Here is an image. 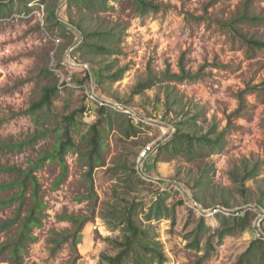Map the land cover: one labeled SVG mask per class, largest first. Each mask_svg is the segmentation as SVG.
<instances>
[{"label":"rangeland","instance_id":"1","mask_svg":"<svg viewBox=\"0 0 264 264\" xmlns=\"http://www.w3.org/2000/svg\"><path fill=\"white\" fill-rule=\"evenodd\" d=\"M150 1L165 8L139 16L131 0H110L107 12L84 16L85 26L90 30H104L116 23L124 31L120 55L89 58L95 70L114 59L120 68L127 69L120 81L104 88L103 94L95 78L84 80L86 68L78 67V64H88L77 51L80 35L71 30L63 38L56 30H48L46 18L56 5L57 16L66 23V0H58V4L57 0H0L10 5V12L0 15V140L11 138L18 142L32 135L38 128L25 111L40 98L43 88L58 87L52 117L47 116L42 122L50 131L47 137L32 147L0 155L1 163L26 168L29 161L36 160L41 153L52 151L59 138L57 130L63 128L61 117L86 106V89L117 100L142 118V122H132L142 125L143 133L137 140H125L116 130L104 131L105 166L92 172L95 197L86 198L83 196L88 194V177L81 153L85 149V133L97 118V109L93 108L90 115H75L78 130L73 138L80 155L76 150L65 155L66 177L57 184L61 167L56 160L47 161L37 171L46 216L43 227L34 230L36 241L28 245L23 264H103L102 254H114L105 239L117 238L120 232H111L99 213L111 201L116 181L109 169L119 158L135 163L141 179L170 195L168 203L175 207V224L166 219L152 222L167 257L165 264H235L250 242L258 238L260 230L264 232V214L257 204L264 190V164L260 176L247 182L245 189L231 178V172L244 159L251 163L264 161V50L250 51L227 25L242 14L246 0ZM250 11L264 17V0H250ZM187 14L193 19L187 18ZM78 17L75 14L76 20ZM236 27L247 38L264 41V25L246 23ZM180 66L196 78L161 82L143 94L132 95L134 87L147 79L148 69L162 81L166 70L179 74ZM47 71L54 72V76H49ZM69 79L71 86L64 85ZM167 85L175 87L174 94L181 98L186 115H197L200 134L212 128L223 134L224 145L220 151L193 161L165 153L161 155L164 162L156 163L159 151L155 150L145 160H137L142 147L153 145L158 149L176 130L171 119L162 120ZM246 86L256 89L246 96L245 108L234 114L236 94ZM202 176L207 177L208 188L199 195L200 204L192 199L185 186L191 187ZM8 179L0 174V181ZM147 194L143 191L141 195L148 197ZM178 201L184 204L179 205ZM223 202L230 208L222 209ZM241 211L255 215L248 229L235 230L218 245L213 236L214 230L220 228L217 215L237 212L241 215ZM13 213L14 208L1 210L0 221L12 218ZM61 216L86 217L88 222L76 238H71L73 225L61 220ZM200 217L211 231L203 237L198 251L190 248V243ZM52 232L70 235L54 254L49 242L54 238ZM10 236L11 231L0 233V244ZM206 242L214 251L201 261ZM0 264H8L7 256Z\"/></svg>","mask_w":264,"mask_h":264},{"label":"trees","instance_id":"2","mask_svg":"<svg viewBox=\"0 0 264 264\" xmlns=\"http://www.w3.org/2000/svg\"><path fill=\"white\" fill-rule=\"evenodd\" d=\"M109 1L67 0L65 3L66 23L57 16V5L49 11L46 18L48 30L51 32L56 30L63 38L71 30V32H77L80 35L77 51L80 58L89 64L92 75L91 77L85 71L84 80L89 81V79L95 78L96 86L100 88V92L103 94H105L104 88L111 87L120 81L127 69L126 67L120 68L116 59H114L112 63L103 65V67L95 70L89 58H114L120 55L124 31L116 23L104 30H90L85 26L84 16L107 12L111 7ZM131 1L134 3L139 16L150 12L155 13L165 8L150 0ZM9 10L10 5L8 3L0 2L1 16L5 15L4 13ZM75 14L79 16L77 20L75 19ZM186 17L193 19L188 14ZM246 23L264 25V17L251 13L250 0H246L242 14L229 21L227 25L233 32H236L250 51L264 50V41L247 38L236 27V25L243 26ZM47 74L54 76L52 71H47ZM195 78V75L187 74L183 67L180 66L179 74L170 73L169 70H166L163 74V80L160 81L148 69L147 79L134 87L132 95L143 94L161 82L165 84L168 82L176 83L185 79L194 80ZM255 89L256 87L246 86L238 91L236 94L237 108L234 114L241 112L245 108L246 96ZM57 90V85L56 87L48 86L42 89L40 98L33 102L25 111L32 118L38 129L24 141L17 142L11 138L0 140V155L32 147L38 141L47 137L50 131L44 128L42 122L47 116L51 115L52 117L53 99ZM174 92L175 87L167 85L162 120L171 119L176 130L165 142L157 147L158 149H155L159 151L155 162L163 163L161 155L165 153H170L171 156L176 157L183 156L188 158V161H193L195 158H203L208 153L214 154L215 151H220L224 145L222 141L223 134L215 132L214 128L206 134H200L197 129V115L188 117L181 98L175 95ZM124 104L127 103L125 102ZM84 111L85 107L83 106L79 111L61 117L63 128L57 130L59 138L56 140L53 150L43 152L36 160L29 161L28 167L22 168L14 164H3L0 162V174L9 177L6 181H0V211L14 208L12 218L0 221V233L12 232V236L0 244V262L4 256H7L8 264H23L24 254L27 252L28 245L36 241L34 230L43 227V220L46 216L45 203L41 196L40 183L36 173L44 167L47 161L56 160L61 167V175L57 178L55 184L66 177L67 169L64 157L67 153L76 150L73 136L78 130V123L75 115L78 113L83 114ZM96 115L97 118L88 126V130L85 133V149L81 153L84 161L83 166L86 168V176L88 177V194L83 196L86 198L95 197L92 172L96 168L105 166L106 136L104 131L116 130L120 132V135L125 140H137L143 133L141 124L134 125L122 113L113 112L108 108H98ZM183 116H186V119ZM101 126H104V128ZM76 154L80 155V151L76 150ZM262 164H264V161L251 163L248 159H244L241 161L240 166H236L231 172L233 182L245 189L244 186L247 182L253 181L260 176L259 172ZM109 172L115 178L116 183L111 191V201L106 204L105 209L99 213V216L111 232L118 231L120 236L114 239L109 237L105 239L113 249L114 254H102L101 262L103 264H165L167 257L162 244L157 239L152 222L166 219L170 220L172 225L175 224V207L168 203L170 195L167 191L161 192L157 188L155 189L152 183L141 179L135 169V163H128L123 158L117 159L109 169ZM185 188L190 191L192 199L201 204L199 195L208 188V179L202 176L191 187L185 186ZM143 191L148 192V197L141 195ZM146 198H150V200L145 201ZM178 204L183 205L184 201H178ZM257 204L259 208H262V214H264V190L260 192ZM220 206L225 210L230 208L227 202H223ZM241 212V215L238 214L240 212L231 213V215H217L220 221V228L214 230L213 236L217 238L218 245L222 243L226 236L233 235L235 230L243 232L248 229L255 215L251 211ZM60 219L72 223L74 232L71 238H76L88 222L86 217L78 219L75 216H61ZM210 231L211 229L205 225L203 217H200L195 229L192 231L193 239L190 243V248L200 251V243ZM52 234L54 238L50 239L49 242L52 246L51 253L54 254L68 241L70 235L65 232H52ZM213 251L212 245L206 242L205 253L201 257V261L207 259ZM235 264H264V237L260 236V238L251 241Z\"/></svg>","mask_w":264,"mask_h":264},{"label":"built area","instance_id":"3","mask_svg":"<svg viewBox=\"0 0 264 264\" xmlns=\"http://www.w3.org/2000/svg\"><path fill=\"white\" fill-rule=\"evenodd\" d=\"M71 79L67 81L64 85H70ZM72 83V82H71ZM71 86V85H70ZM75 87V86H74ZM81 87V86H80ZM86 106H85V115H90L93 111V108H108L113 112L122 113L126 117H128L133 123L137 124L138 122H142V118L136 115L135 111H133L130 107L125 106L123 104L117 103L110 99H106L104 97L99 96L93 89H86ZM156 147L153 145H147L142 147L141 152L139 153L137 160H145L148 158L154 151ZM163 190V189H162ZM260 234L258 238H260Z\"/></svg>","mask_w":264,"mask_h":264},{"label":"water","instance_id":"4","mask_svg":"<svg viewBox=\"0 0 264 264\" xmlns=\"http://www.w3.org/2000/svg\"><path fill=\"white\" fill-rule=\"evenodd\" d=\"M66 1H67V0H66ZM82 66H84V67L86 68L88 74L91 76V71H90V68H89L88 64H78V67H82ZM159 123H162V122H159ZM181 188H182V187H181ZM182 191H183L184 194L187 195V197L190 198V195L187 193L186 190H184V189L182 188ZM192 201H193V200H192ZM194 204L197 206V208H198L201 212H204V210H203L198 204H196L195 202H194ZM260 210L263 211L262 208H260ZM260 234L264 237V232H263V231L260 230Z\"/></svg>","mask_w":264,"mask_h":264}]
</instances>
